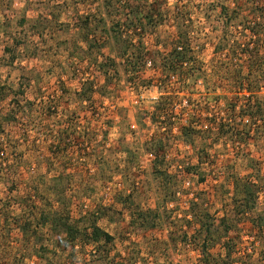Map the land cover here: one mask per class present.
I'll list each match as a JSON object with an SVG mask.
<instances>
[{
	"label": "rangeland",
	"instance_id": "1",
	"mask_svg": "<svg viewBox=\"0 0 264 264\" xmlns=\"http://www.w3.org/2000/svg\"><path fill=\"white\" fill-rule=\"evenodd\" d=\"M220 1L0 0V264H221L231 237L235 259L264 264V231L255 238L250 214L240 221L232 199L234 177H250L263 187L253 211L264 213L263 122L251 138L208 132L218 129L210 119L226 90L207 84L227 56L216 50L227 41ZM242 27L232 29L234 47ZM179 32L203 68L173 79L167 93L153 62L162 64ZM248 32L239 41L255 46ZM141 52L148 62L134 69L128 60ZM163 94L176 109L166 136L146 115ZM241 120L232 121L236 128L245 127ZM190 124L199 131L192 143L182 131ZM68 129V150L54 156L51 144ZM156 133L167 141L159 172L146 146ZM225 215L237 227L221 238ZM59 218L78 230L77 240L64 239L69 228L53 223ZM94 220L110 242L90 243Z\"/></svg>",
	"mask_w": 264,
	"mask_h": 264
},
{
	"label": "trees",
	"instance_id": "2",
	"mask_svg": "<svg viewBox=\"0 0 264 264\" xmlns=\"http://www.w3.org/2000/svg\"><path fill=\"white\" fill-rule=\"evenodd\" d=\"M232 4L230 5L227 2H224L223 0L220 1L219 7L221 8V16L223 17L224 27H225V33L223 38L227 41H220V43L217 45L216 50L219 54L227 55L225 56V61L221 60V64L219 65H213L210 70H213V76L215 77L210 80H207L208 88L212 89L214 91L217 89L218 84H222L223 87L226 88L224 94L218 95V101L217 103H221V101H224V104L222 107H220L221 112L219 111L218 117L215 116L214 118L210 119L213 123H215L218 126L217 131L213 129H208V132L215 136V139H218L220 137H232L237 136L239 139L244 138H251L252 131L254 130V123H258V120H261L263 122L262 125H264V93L263 91V85H261V80L264 79V62L260 61L259 52L261 50L264 35V0H229ZM158 2V1H157ZM246 13V14H244ZM178 14V13H177ZM161 16V14H159ZM250 15H253L255 18H257V22H255L253 25L249 24L251 23L249 21ZM249 16V17H247ZM179 15H175V21L179 22ZM247 20L249 23H247ZM178 25H182V23H178ZM241 36L238 37L236 40L237 47H234V44H230V38H232V32L235 27L241 28ZM248 30L251 32V37L255 39L253 41L255 43V46H251L249 41L242 43V41H239L240 38L249 33ZM115 31V30H113ZM181 31V30H180ZM187 31V30H186ZM110 32V31H108ZM183 35H179L177 37V42L174 43L173 49L169 52L167 55H163L162 51V64L160 66L156 65V61L153 62V68H158L161 70L162 73V79L159 82L161 85V88L166 89L167 93H172L168 91L169 89H176V85L178 81H176L173 86H171V83H174L175 78L180 79L182 77L186 78H193L196 77V71L202 69V66L196 67V62L193 61V52L194 49L191 47L189 43L182 42V38H187V32L183 33ZM249 35V34H248ZM242 37V38H245ZM97 40H99L100 37H95ZM190 39V37H188ZM241 38V39H242ZM188 41V40H187ZM90 42V41H89ZM95 42V41H94ZM97 42V41H96ZM107 41H103V47L104 44ZM234 42V41H232ZM239 42V43H238ZM125 43V42H124ZM126 44V43H125ZM242 44V45H240ZM100 45V43H99ZM95 46V45H92ZM130 46V45H129ZM129 46L127 45V49H125V53H127ZM142 53V54H141ZM139 53L135 59L128 60L130 63L133 64V68L137 69L140 67L139 63L143 62L146 58L143 59L144 53ZM239 57L241 58H248L247 61L241 62L239 60ZM133 60V61H132ZM152 60V59H151ZM145 61L148 62V59ZM144 61V62H145ZM108 62V60H107ZM223 62V63H222ZM246 63V64H245ZM187 65H190L187 67ZM127 66V65H126ZM101 68V67H100ZM102 68L103 65H102ZM105 69V68H104ZM195 69V70H194ZM197 69V70H196ZM223 69L230 72V76L225 81L223 73ZM261 72V73H260ZM261 74V75H260ZM106 79V77H105ZM174 79V81H173ZM195 79V78H194ZM229 83H226L228 82ZM226 84V85H225ZM96 85V84H93ZM186 86V85H184ZM219 86V85H218ZM182 89V88H181ZM183 90V89H182ZM242 93V95H239ZM242 96L244 101L239 100ZM170 100H172L171 97H164V94L162 97L158 99L156 102V108L154 111L146 113L148 115V118L151 123H158L159 128V134L166 136L165 133H171L173 130V126H168L171 123V117L169 115V110L173 111L175 114V106H171ZM240 104V106H239ZM205 109L209 111L208 105L205 106ZM238 110V111H237ZM225 112L224 114H222ZM242 116L244 120L239 121L241 124L245 127L243 128H236L235 124L232 121H237V117ZM256 121V122H255ZM174 122V121H173ZM192 123V122H191ZM167 125V127H166ZM262 125H257L254 131H257L260 129ZM71 129H68L67 131H61L57 134L55 137V142L51 144V151H53V155L57 156L59 155V152L61 148L64 151H67L69 148V140L71 133L69 132ZM183 135L189 140V142H193V136H195L199 131L197 128H195L192 124L190 126L183 127ZM64 133V134H63ZM158 136V134H154L151 137L147 139V145L148 150L154 155V159L152 163H154L155 166V172H159L158 169V159L160 156H166V150H167V141L165 139H162V136ZM77 142L79 141L80 137L77 135ZM71 147V146H70ZM62 151V150H61ZM158 170V171H157ZM250 177H247V180L245 183L241 181V178H239L237 175L234 177V188L233 192H235L232 196L233 203H234V211L235 214L239 217V220L242 221L246 216L250 214V222L253 224L252 228H257V231H252L253 236L257 239L261 238V233L264 231V213L256 215V213L253 211L256 209L257 200L259 197V194L263 187L259 186L258 182H255V180H250ZM201 180H207L205 177H201ZM250 180V182H248ZM228 192H231V189L228 190ZM175 195V194H174ZM200 193H197V196H200ZM172 201H175V199H172ZM193 204V209L195 207H199V205ZM194 212V211H193ZM141 217L145 216V213L141 214ZM195 216V212H194ZM241 216V217H240ZM48 217H43V223L47 222ZM68 220V219H67ZM67 220L59 218L58 221L55 219L53 223L58 225L57 227L62 224L67 229L69 228V231L65 233L64 239L69 242H74L77 240L78 237V230L69 225ZM228 217L225 215L222 219L224 231L225 233L222 234L221 238H226L229 236V233L231 231H234V229L237 227V223H231L228 224ZM242 223V222H241ZM206 226L209 228V224L206 223ZM29 226H27L28 228ZM24 228V227H23ZM91 231L89 233L90 235V243H99L101 241L104 242H110L113 239V236L103 230L100 226L97 225V222L94 220ZM196 237V236H195ZM236 237H231L227 241H224L223 244L227 247L226 254L223 259H221V264H236L239 259H235L233 256L236 249ZM238 239H240V236L238 235ZM198 242H196L197 244ZM198 245V244H197ZM208 244H206V241H204L203 244V250L201 258H205L207 260L209 257L207 256L208 252L205 250L207 248ZM244 258L242 260L240 259L239 264H248L246 263ZM209 261H207V264Z\"/></svg>",
	"mask_w": 264,
	"mask_h": 264
},
{
	"label": "built area",
	"instance_id": "3",
	"mask_svg": "<svg viewBox=\"0 0 264 264\" xmlns=\"http://www.w3.org/2000/svg\"><path fill=\"white\" fill-rule=\"evenodd\" d=\"M0 154H1V156H4V151H1ZM187 185H190V182H189V181L187 182ZM109 187H110V186H109ZM109 187H108V188H109ZM110 189H111V188H110ZM191 194H194V193H191Z\"/></svg>",
	"mask_w": 264,
	"mask_h": 264
}]
</instances>
